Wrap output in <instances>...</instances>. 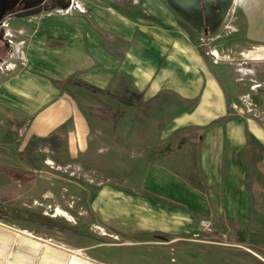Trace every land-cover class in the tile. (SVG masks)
Instances as JSON below:
<instances>
[{"label":"crops","instance_id":"crops-1","mask_svg":"<svg viewBox=\"0 0 264 264\" xmlns=\"http://www.w3.org/2000/svg\"><path fill=\"white\" fill-rule=\"evenodd\" d=\"M73 6L5 27L9 47L0 59L6 70L0 79V107L14 114L12 123L23 128L28 142L45 141L55 160H80L87 168L95 161L102 171L106 169L99 163L108 156L111 170L120 167L116 135L126 124L129 132L123 149L134 176L141 175L145 193L175 205L155 206L159 209L152 220L146 219L151 213L142 212V223L160 229L174 226L179 233L190 223L185 213L189 210L209 222L219 219L224 226L247 230L251 192L243 158L253 141L264 146V123L252 114L231 112L235 98L249 95L235 92L241 77L224 80L217 74L175 13H129L115 6L82 13L73 11ZM59 10L62 13L55 12ZM252 55L264 57V50ZM69 79L70 84L62 83ZM92 97L95 108L104 109L103 100L113 98L126 114L118 118L113 111L106 126L102 121L93 127L84 108ZM169 97L190 106L176 107L155 125L146 117L136 119L145 108L170 103ZM170 139L187 146L181 152L184 157L167 150L153 157ZM137 153L143 162L138 166ZM190 176L197 180L190 181ZM106 188L102 192L108 195L124 193V202L139 210L154 207L146 196ZM106 203L99 207L103 212L109 210Z\"/></svg>","mask_w":264,"mask_h":264},{"label":"rangeland","instance_id":"rangeland-1","mask_svg":"<svg viewBox=\"0 0 264 264\" xmlns=\"http://www.w3.org/2000/svg\"><path fill=\"white\" fill-rule=\"evenodd\" d=\"M73 3V11L82 13L111 6L129 13H173L164 0H73ZM60 10L55 12L62 13ZM176 19L191 33L217 74L224 80L241 77L235 92L249 94L258 104V116H251L262 125L264 57L252 53L264 50V0H237L217 32L211 34L193 32L177 16ZM20 20H14L9 28L21 25ZM5 73V65L0 63V79ZM168 99L170 103L166 105L155 104L141 110L136 119L144 121L146 117L147 122L155 125L159 119L163 121L173 114L176 107L190 106L189 102ZM103 101L100 105L104 109L95 108V97L88 98L85 104L93 127L102 121L106 126L113 111L119 113L118 118L126 114L115 99ZM11 119H15L14 114L0 107V213L4 215L0 217V264H68L73 255L95 264H264V146L260 142L253 141L243 158L251 192V220L247 230L224 226V221L219 219L209 222L185 210L190 223L178 233L174 226L163 230L156 224L142 223V212L151 213L146 219L152 220L159 209L155 206L175 205L145 193L141 175L134 176L123 149L128 125L116 135L120 139L119 150H115L120 167L111 170L113 163L108 156L99 163L106 169L102 171L96 168L95 161L87 168L80 160L69 163L55 160L54 151L45 141L28 142L23 128H17ZM102 142L106 144L107 139ZM187 149L186 145L170 139L152 156L158 158L161 150H167L173 152L171 155L184 157L181 152ZM163 155L169 157L167 153ZM136 158L137 166L143 163H139L138 153ZM187 178L197 180L195 176ZM106 187L130 192L134 197L146 196L154 207L152 211L134 208L124 202V193L102 192ZM101 203H106L109 210L101 211ZM163 231L172 236L162 239L151 235Z\"/></svg>","mask_w":264,"mask_h":264},{"label":"flooded vegetation","instance_id":"flooded-vegetation-1","mask_svg":"<svg viewBox=\"0 0 264 264\" xmlns=\"http://www.w3.org/2000/svg\"><path fill=\"white\" fill-rule=\"evenodd\" d=\"M237 0H164L167 7L179 21L193 32L211 34L217 32ZM74 5L73 0H0V54L9 47L5 39V27H10L16 19H23L18 13L41 7L40 13L60 9L64 5ZM183 26V25H181ZM2 59V56L0 57Z\"/></svg>","mask_w":264,"mask_h":264},{"label":"built area","instance_id":"built-area-1","mask_svg":"<svg viewBox=\"0 0 264 264\" xmlns=\"http://www.w3.org/2000/svg\"><path fill=\"white\" fill-rule=\"evenodd\" d=\"M231 110L238 115L258 116L257 107L249 95L241 97L238 101L231 103Z\"/></svg>","mask_w":264,"mask_h":264},{"label":"trees","instance_id":"trees-1","mask_svg":"<svg viewBox=\"0 0 264 264\" xmlns=\"http://www.w3.org/2000/svg\"><path fill=\"white\" fill-rule=\"evenodd\" d=\"M73 79H69V80H67V81H65V82H62L64 85H66V84H70V82L72 81ZM81 86H87L88 88H91L90 86H88V85H86L85 83H82V82H80L79 83ZM137 93H138V91H137ZM222 120H224V118L222 119ZM249 137H250V135H249ZM3 213H0V217H3L4 218V215H2ZM151 235L152 236H155V237H159V238H162V239H167V238H169V237H171L172 235H170V234H167V233H164V232H155V233H151Z\"/></svg>","mask_w":264,"mask_h":264},{"label":"water","instance_id":"water-1","mask_svg":"<svg viewBox=\"0 0 264 264\" xmlns=\"http://www.w3.org/2000/svg\"><path fill=\"white\" fill-rule=\"evenodd\" d=\"M69 7H70V4L69 5H64L61 8L62 9H66V8H69ZM40 12H41V7H36V8L30 9V10L24 11L22 13H18V15H20L22 17H31V16H34V15L40 14Z\"/></svg>","mask_w":264,"mask_h":264},{"label":"bare ground","instance_id":"bare-ground-1","mask_svg":"<svg viewBox=\"0 0 264 264\" xmlns=\"http://www.w3.org/2000/svg\"><path fill=\"white\" fill-rule=\"evenodd\" d=\"M58 213L65 215V212L63 211H58ZM65 262V261H63ZM68 264H95L90 261H87L83 258L77 257L76 255L71 256L69 263Z\"/></svg>","mask_w":264,"mask_h":264}]
</instances>
